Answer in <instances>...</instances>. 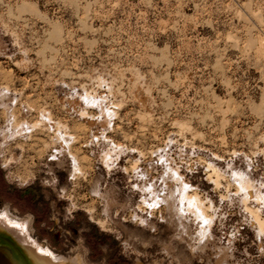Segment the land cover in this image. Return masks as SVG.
I'll return each instance as SVG.
<instances>
[{
	"label": "rangeland",
	"instance_id": "rangeland-1",
	"mask_svg": "<svg viewBox=\"0 0 264 264\" xmlns=\"http://www.w3.org/2000/svg\"><path fill=\"white\" fill-rule=\"evenodd\" d=\"M17 127L0 155V164L19 156L0 175V211L34 216L32 236L53 252L68 256L81 243L90 264H145L157 255L159 264H177L176 256L209 264L211 248L228 245L232 226L250 213L256 226L232 244L230 264H264L256 231H264V0H0V139ZM105 152L114 156L111 171ZM73 153L84 173L77 180L67 178ZM249 160L257 199L230 175ZM54 164L67 174L60 196L63 208L76 206L71 219L42 182ZM167 165L217 217L216 243L199 255L163 202L145 203L150 187L177 183L163 179ZM100 226L123 228L121 236L135 231L148 247L165 230L172 234L154 255L135 238L127 251L110 247Z\"/></svg>",
	"mask_w": 264,
	"mask_h": 264
},
{
	"label": "bare ground",
	"instance_id": "bare-ground-1",
	"mask_svg": "<svg viewBox=\"0 0 264 264\" xmlns=\"http://www.w3.org/2000/svg\"><path fill=\"white\" fill-rule=\"evenodd\" d=\"M1 97H2L3 105L6 108L8 114L13 116L12 106L10 105V102L6 100V98L8 97V93L6 91L3 92ZM43 115L46 116V114H43ZM14 117H15V115H14ZM14 117L12 118V120L14 119ZM48 117H49V115H48ZM48 117H45V118H48ZM48 119H50V117ZM27 124L31 129L32 127L29 125V123H26V127H28ZM12 125L16 126V125H14V123ZM23 126H22L23 128H26L25 125H23ZM19 127H21V126H19ZM23 128H21V129L23 130ZM12 129L13 128H11V129L7 128L6 130L4 129L6 132L3 136L4 139H0V155L4 151V147H5V144L7 142L6 138L13 137L15 134L21 132L20 128L18 130V127H17V131H14ZM62 129L64 130V128H62ZM59 132H60V130H59ZM63 132H61V134H60L61 136L62 135L64 136ZM58 137H59V135L57 136V138ZM61 138L62 137H60V139ZM69 140H71V139H69ZM57 141H58V139H57ZM68 142L69 141H67V143ZM58 143H59V141H58ZM68 144H70V143H68ZM60 150H61V148H60ZM62 150H63V148H62ZM63 151H60V152H63ZM106 152H107V150H106ZM109 152H111V151H109ZM70 153H72L71 150H70ZM107 153L103 154L104 155L103 158L107 155ZM53 156H55V155L53 154ZM57 157L59 158V156H57ZM112 157H114V156H110V158H112ZM18 158H19V156L16 152H11L10 156L3 160V163L10 161L11 162L10 165H11L12 162L17 160ZM108 158L109 157H107V159ZM110 158H109V160H112ZM72 159H73V161H75L76 166L80 167L79 162H78V158H77L75 153H73ZM104 160H105V158H104ZM105 162L107 163V160H105ZM112 164H111V167H112ZM168 170H171V173L173 175L178 174L179 176H181V174L176 169H173L172 167L167 165L165 168V172ZM163 179L166 180V179H172V178H169V176H166L163 174ZM173 180H175V179H173ZM184 182H186V181L184 180ZM152 185H155V184H152ZM240 186H242L248 190L246 193L249 195V197L251 195V196H253L252 198L256 197L255 199H257V196H256L257 194L254 193V195H252L254 186L252 185V182H251L249 177H247L246 180L241 181ZM150 188H153V189H152L151 195L149 197H147V199L151 198L153 200H156V198L159 197L160 198L159 201H161V202H163V204H165L169 218L174 222L180 237L183 236L184 238L187 239V242L189 244V247H190L193 255H199L201 252H206L209 247L210 248L212 247L211 244L216 241L215 240V238H216L215 234L212 232L211 238L206 240L204 245H198L196 242L198 239L196 234L200 231V229L198 228L197 220L192 221V217H190V214L189 215H182L179 212L178 206H179V203L181 200L191 201L196 208H199V211L201 213H203L204 216L210 217L211 216V215H209L210 213L207 214V211H205V208H203L204 207L203 201L200 200L201 198H199L198 195H196L195 193H194L195 195H190V193L188 191H185L183 189L182 185H180L178 182L173 187H169L166 184H164L163 186H161V188L159 190H157V188L155 186H152ZM246 197H248V196H246ZM246 197L244 196L245 199H247ZM144 198L146 199V197H144ZM145 199H144V201H145ZM185 208H186V212L189 213V209L191 207H187V205H186ZM212 208H214V207H212ZM4 210H5V208H4ZM190 211H193V213L195 214L194 208H192ZM216 211H215V213H216ZM194 216H195L194 218L196 219V215H194ZM212 216H213V214H212ZM170 219H169V221H170ZM32 221H33V218H32L31 214L20 217L19 219H14L10 216L8 208H6L5 212L0 211V230H3L5 232H9V233L13 234L18 239V241L23 246V250L28 254L27 255V257L29 256L28 259L30 258L32 260H35L38 264H90L88 262V260H86L85 252L83 251L84 248H82L80 242H79L80 245L78 244L79 246L75 247L74 252L68 256L63 255V254H57V253H55V251L53 252L52 249H50L49 247L43 246L42 242H40L38 239H36L35 237L32 236V230H33ZM152 223H154V222H152ZM154 226H155L154 224L151 225V227H154ZM259 229L262 230V227L260 226ZM129 235H130L129 237L135 238L136 240H138L140 243H142L144 245H148L150 243L149 240H146V238H143V236H141L140 234H138L135 231H131L129 233ZM211 249L213 250V252L211 254H213L214 258L212 259L211 257H209V261H208L209 264H212V263L213 264H215V263L216 264H228V263L230 264L231 258L234 256L232 253V251H233L232 248H231V250H229L228 245H226V244L225 245L224 244L218 245L217 244L215 247H212ZM175 258H176L177 264H184L180 257L176 256ZM138 260H139V258H138ZM28 263H29V261H28ZM145 264H147V263H145ZM153 264H159L158 260H154Z\"/></svg>",
	"mask_w": 264,
	"mask_h": 264
},
{
	"label": "snow or ice",
	"instance_id": "snow-or-ice-1",
	"mask_svg": "<svg viewBox=\"0 0 264 264\" xmlns=\"http://www.w3.org/2000/svg\"><path fill=\"white\" fill-rule=\"evenodd\" d=\"M49 159L54 161V162L57 161V157H55V156H49ZM10 163L11 162L9 161V162L0 164V175H2V173L4 171H7V169L10 166ZM160 163L163 164L164 161H160ZM262 166H264V165H262ZM106 167L108 168L109 171H111V161L110 160L107 162ZM252 167H253L252 162L249 160L248 166L245 170L240 171V172L232 171V172H230V175L236 183L240 184L241 181L247 179V174L251 173ZM57 169H58V165L54 164V171L52 173H50L48 178L42 182L48 186V190L50 192L52 191L53 188H55V192L52 193V201H54L55 207L60 209V212L62 213V215L64 217L71 219L73 209L76 206H75V204H69L67 208H63L61 206V201H62L63 197L60 196V185L62 183V177L66 176L67 174L61 173ZM164 175L169 176V178L175 179L180 185H182V187L185 191L190 190L192 187V185L184 182L183 177L179 176L178 174L173 175L171 173V170L166 171L164 173ZM83 176H84V173L80 172L79 167L76 166L75 161H73V166L71 169V175L68 176L67 178L71 179V180H77L78 177H83ZM260 186L262 189H264V183H261ZM131 187L138 188V185H132ZM144 190L151 191L150 188H146ZM240 190H241V193H246L248 191L247 189H245L242 186H241ZM159 200H160V198L157 197L156 200H146L145 203L147 204V206L149 208L159 207L160 206ZM52 201H50V208L52 207ZM207 203H211V201H207ZM186 205H187V207L194 208L196 219L198 222V228L200 229V231L196 234V236L198 238L196 242L198 245H204L205 241L211 238L212 226H213L214 222L216 221L217 217L216 216H210V217L204 216L203 213H201L199 211V208H196L191 201H184V200H181L179 203V206H178L179 212L182 215H189L190 214V213L186 212V208H185ZM116 207H119V206L117 205ZM258 207L261 210V212L264 213V194H262L259 198ZM213 211L215 212L216 209H213ZM120 215H121L120 213H117L116 224H119V222H120L119 221ZM149 215H150V213H149ZM133 219L139 220L138 217H134ZM237 219H239V218H237ZM139 223L141 225H144L145 221L139 220ZM256 223L257 222L255 221V219L249 213L247 215H244L243 220H240L238 223L234 224L232 226L231 231L228 233V237H227L228 241H229V243H228L229 250H231V246L234 242L244 239V237L241 234L242 230L247 225H252L253 227H255ZM100 227H101V230L103 232L108 233L107 239L111 241V244L109 245L110 247L114 245L118 251L121 250V248H123L124 251L128 250V245L132 242V238L129 237L127 234H125L124 236H121V233L124 231L123 228H120L119 231H115L112 228H108V227H104V226H100ZM160 227L162 229H164L165 226H164L163 222H162ZM137 231L139 232V231H141V229H138ZM152 231L155 232L156 230L153 229ZM256 231H257L258 237L261 241V247L259 250L261 252H264V231H261L259 228H257ZM169 234H172V233H170L169 230H165L162 236L157 237V238H153V240L151 242L153 245L152 247H148L146 245L141 250L142 251H151L154 255H156L159 251L163 250L160 242H164L166 244ZM256 238H257V235H254L252 237L254 242H255ZM158 241H160V242H158ZM174 242L180 247H186V245L181 243L179 237H175ZM101 243L103 244L104 241L102 240ZM241 250L243 251V248H241ZM157 260H159L158 255H157ZM142 264H143V262H142ZM147 264H153V260L151 257L147 261ZM164 264H167L166 260H165Z\"/></svg>",
	"mask_w": 264,
	"mask_h": 264
},
{
	"label": "water",
	"instance_id": "water-1",
	"mask_svg": "<svg viewBox=\"0 0 264 264\" xmlns=\"http://www.w3.org/2000/svg\"><path fill=\"white\" fill-rule=\"evenodd\" d=\"M0 264H28L24 250L0 233Z\"/></svg>",
	"mask_w": 264,
	"mask_h": 264
},
{
	"label": "flooded vegetation",
	"instance_id": "flooded-vegetation-1",
	"mask_svg": "<svg viewBox=\"0 0 264 264\" xmlns=\"http://www.w3.org/2000/svg\"><path fill=\"white\" fill-rule=\"evenodd\" d=\"M33 218H34V216H33ZM33 223V222H32ZM0 233L2 234V235H6V237L11 241V242H13V243H15L20 249H22L23 250V246L21 245V243L18 241V239L13 235V234H11V233H9V232H5V231H3V230H0ZM59 238V237H58ZM26 257H27V255H26ZM27 259H28V257H27ZM28 261H29V263L28 264H33L32 262H31V260H29L28 259Z\"/></svg>",
	"mask_w": 264,
	"mask_h": 264
}]
</instances>
